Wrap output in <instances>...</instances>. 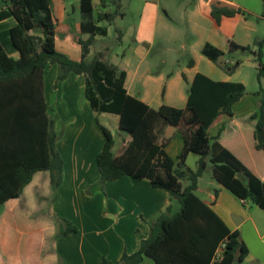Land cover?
I'll list each match as a JSON object with an SVG mask.
<instances>
[{"label": "trees", "instance_id": "obj_1", "mask_svg": "<svg viewBox=\"0 0 264 264\" xmlns=\"http://www.w3.org/2000/svg\"><path fill=\"white\" fill-rule=\"evenodd\" d=\"M50 4L51 0H0V22L8 18L15 21L8 34L18 53L17 58L9 56L0 43V247L4 248L7 242V231L1 227L6 203L18 199L39 173L47 176L52 187L62 182L63 164L55 148L54 121L46 114L43 95V72L50 64L59 69L58 81L69 73L84 76V97L92 110L117 115L119 131L129 137L122 152L115 155L112 134L95 119L104 137L102 149L96 156L101 189L106 182L124 176L146 179L153 188L166 191L179 205L176 212L172 213L168 207L150 223L149 235L135 253H123L117 263L102 259L101 264H141L145 258L153 264L242 262L248 250L239 232L230 231L209 207L214 204L218 191L214 190L210 203L201 201L194 191L198 179L210 165L217 183L238 200L251 202L264 210V183L219 143L217 135L208 134L209 128L222 116H231L232 106L245 93L244 85L213 81L197 73L189 85L184 108L165 105L150 108L127 94L125 72L104 62L102 51L88 60L95 37L107 35V29L97 24L112 23L116 13L101 11L93 15L92 0H79L82 15L79 28L88 38L78 40L80 58L74 61L55 48V23ZM87 14L91 17L84 18ZM210 14L216 24L222 17L237 14L247 18L241 8L212 6ZM37 29L40 35L35 38L31 31ZM117 40L121 41V32ZM262 44L263 41L253 42L256 50H252L250 46L231 42L226 53L209 43L201 49V54L216 65L221 55L233 57L236 52L252 54L257 60L258 107L250 119L254 121V147L258 151L264 150ZM189 64L192 65V61ZM220 68L227 74L234 70L228 63ZM182 77L185 81V76ZM161 121L182 137L183 147L176 162L157 145V127ZM190 153L198 156L195 170L185 164ZM90 167L94 170L92 163ZM237 174L248 179V186L237 179ZM183 180L188 182L185 187ZM57 223V235L77 232V228L64 219H58ZM51 229L42 230V236L28 244L33 250L31 254L35 255L31 264H57L52 254L54 234L51 236ZM47 238H50L48 242ZM0 264L13 263L0 257Z\"/></svg>", "mask_w": 264, "mask_h": 264}, {"label": "crops", "instance_id": "obj_2", "mask_svg": "<svg viewBox=\"0 0 264 264\" xmlns=\"http://www.w3.org/2000/svg\"><path fill=\"white\" fill-rule=\"evenodd\" d=\"M66 2L67 7L62 8L65 16L69 15V10L71 13L80 12L79 0ZM165 2L169 8V15L173 12L180 16L177 18L174 15L172 21L170 20L171 24L162 23L161 28L173 36L189 37L188 47L198 44L201 50L205 43H209L226 53L231 42L250 45L249 38L243 43L237 40L238 24L247 20L244 16L237 14L231 18L222 17L220 23L216 24L210 12L212 5L219 2L222 6L241 8L245 13L252 14L259 10V0L251 1L254 4L253 8L248 4V0H165ZM160 6L161 0H156L151 23L142 24L136 30L133 44L129 46L130 53L124 50L119 56L121 59L119 64L111 63L112 59L109 64L125 72L124 89L128 95L153 109H158L162 105L180 109L186 105L188 88L194 76L197 73L203 75L205 73L198 68L197 59L189 52L185 55L188 61L180 64V59H174L176 50L173 48H168L167 52L171 53L172 60H175L179 68L164 74L160 71L156 75L149 73L148 70L142 71L145 55L143 50L146 49L142 41L147 40L150 42L149 46H152L157 35H161L156 31ZM92 9L93 15L102 10L110 12L106 0H92ZM9 19L0 23L8 22ZM179 20H185L184 29L178 27ZM104 23L97 25L105 27L108 35L109 29ZM14 25L15 21L8 29ZM123 37L124 33L121 32L120 44L123 43ZM87 38L88 35L81 40ZM97 40L98 37H95L93 43ZM55 48L71 60L78 61L80 58V52L73 47L69 39L60 44L55 40ZM14 55L15 58L18 57V53ZM199 60L208 71L205 76L211 80L233 82L231 76L211 65L208 59L203 61L199 57ZM190 61L192 65L189 64ZM225 62L228 63L226 58ZM47 68L51 70L48 74L45 72ZM58 75L57 65L49 64L43 72L46 114L54 121L53 132L57 137L55 148L63 164L62 182L52 189L54 200L50 206V216L57 225L58 219L68 221L77 228V232L61 236L57 235L58 230L54 231L52 254L57 264H101L102 259L117 263L123 253L130 255L139 249L141 241L149 235V225L152 221L168 207L172 213L176 212L179 205L166 191L153 188L146 179L124 176L106 182L103 190L101 189L98 183L96 156L102 149L104 137L97 128L95 119L97 118L112 134V130L119 132V118L114 114L96 113L92 110L84 97V76L69 73L65 79L58 81ZM233 83H241L245 87L244 82ZM261 85L264 88V78L261 79ZM257 90H254L251 96L244 93L232 106L231 116H222L209 128L208 134L212 137L217 135L219 143L264 183V150L258 151L254 147V121L250 119L258 107V96L255 95ZM171 127H160L157 145L176 162L183 147V140ZM122 138L124 149L129 137L123 135ZM112 151L115 155L120 154L115 150V142ZM90 152H93V163L88 161ZM197 161V155L188 154L186 167L195 170ZM89 162L93 164L94 170L91 169ZM207 169L211 172L209 165L205 171ZM205 171L198 179L194 194L201 201L210 203L214 190L218 191L214 204L209 207L230 231L239 232L241 241L248 250L242 262L233 264H264V210L251 202L238 200L213 177L211 181L202 185ZM187 184V181H182L184 187ZM49 186L47 176L44 173L37 174L32 184L23 189L18 199L6 203L3 219L11 218L9 213L19 205L18 202L23 196L25 200H29L32 192H48ZM28 202L32 204L31 201H27V204ZM32 206H38V203ZM38 224H42V228L45 226L43 223ZM49 227L51 228L50 225H46L45 229ZM6 235L9 236L8 231ZM149 260L145 258L141 264H153Z\"/></svg>", "mask_w": 264, "mask_h": 264}, {"label": "rangeland", "instance_id": "obj_3", "mask_svg": "<svg viewBox=\"0 0 264 264\" xmlns=\"http://www.w3.org/2000/svg\"><path fill=\"white\" fill-rule=\"evenodd\" d=\"M106 1L108 4V10L114 14L116 13V16L112 23L107 24V22H103L104 25L109 29L108 35L98 36V40L90 46L91 54L88 56V60H91L96 52L102 51V60L104 62L110 63V60L112 59L111 63L117 65L121 62L119 56H121L124 50H126L128 54L130 53L129 46H132L133 44V40L135 38L136 30L138 29V27L145 23H151V18L154 12L153 8L156 0ZM251 1L252 0H248V4L253 8L254 4ZM259 2V10L257 9L255 11L256 13L252 14L246 13L247 20H243V22H240L238 24V30L236 32L237 40L241 43L247 41L249 38L250 45L243 46H250L252 50H256V46L253 45V42L263 41L261 50L262 59L264 60V0H259ZM63 7H67L66 0H51L50 8L55 23L54 39L58 44H60V42H63L65 39H69L71 40L73 47L78 49V52H80V47L77 41L79 39H85L87 37V35H85V37L83 36L84 34L80 31L79 28V23L82 20V15L80 12L71 13V10H69L70 6L68 5L69 15L65 16L62 11ZM168 9L169 8L165 0H161L160 18L156 25V31L161 35H157L155 44L149 46V41H142L146 45V49L143 50L145 55L142 71L148 70L149 73L156 75L157 72L160 71L164 74L179 68L180 66L177 65L175 60H172L173 57L171 53L167 52L168 48H173L176 50L174 59H180V64H182V62L188 61L185 55L189 52L193 55V57L197 59L198 68L201 69V71L206 75L208 71L204 63L200 62L199 57L202 58L203 61H206V58L201 54V50L198 47V44H194L192 45V47H188L189 37L185 38L181 36H173L172 34L161 28L162 23L165 25L167 23L171 24L174 15L177 18L178 16H180L178 13L173 14V12L169 15ZM83 17L90 18L91 15L87 14ZM13 22L14 20L10 18L8 22H5L3 24L0 23V43L7 54L15 58L14 54H16L17 52L12 47L8 34V28ZM178 23L179 28L184 29L186 27L185 20H179ZM120 32L124 33L122 44H120V40H117L118 34ZM31 35L35 38L38 37V35H40V30L37 29V31H31ZM232 56L233 57L225 56V58L228 59V65L230 67H234V70L229 74H227L226 72L224 73L227 76H231V80L233 82H244L246 91L245 93L248 94V96H251V93L254 92V90L258 89V84L256 82L257 60L252 54L249 53L237 52ZM210 63L214 67L220 68L219 65H216L212 62ZM225 64L227 63L225 62ZM50 71L51 70L48 69L46 74L50 73ZM162 126L171 127L161 121L159 122L157 127L158 132H160V127ZM112 135L115 142V150L117 153H121V151L123 150L122 137L123 135L126 136L127 134L121 131L117 132L115 130H112ZM88 161L93 163V152H90L88 154ZM211 179L212 172L207 169L203 176L202 185L211 181ZM52 189L53 187L49 186L48 192H32L30 194V199H26L27 201H31L32 204H30V202H28L27 204V201L23 196L22 199L18 202L19 205L14 207L15 209L13 210V212L9 213L11 214V218L9 217L2 220L1 227L5 228L9 234L5 247H0V257L3 260H10L15 264H31L35 258V255L31 254L33 250L30 249L28 244L34 240H38L40 236H42L41 232L45 229L46 225H50L52 228V230L50 231L51 236L53 235L54 231L58 230L57 225L53 222V219L50 216V206L54 200ZM34 203H38V206H32ZM38 223H43L45 224V226L42 228V224ZM49 240L50 238H47V242Z\"/></svg>", "mask_w": 264, "mask_h": 264}, {"label": "water", "instance_id": "obj_4", "mask_svg": "<svg viewBox=\"0 0 264 264\" xmlns=\"http://www.w3.org/2000/svg\"><path fill=\"white\" fill-rule=\"evenodd\" d=\"M212 6H216V7H226V6H222L220 4L214 3ZM51 7V4H50ZM229 8V7H226ZM229 9H233V8H229ZM217 65H219L220 67H223L225 65V57L224 55H221L218 60H217ZM237 179H239V181L241 183H243L245 186H248V179L242 175V174H237Z\"/></svg>", "mask_w": 264, "mask_h": 264}]
</instances>
